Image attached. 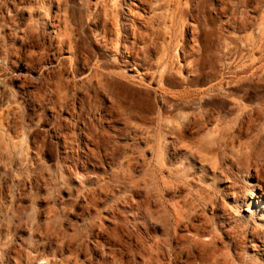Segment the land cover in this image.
I'll return each mask as SVG.
<instances>
[{
	"label": "rangeland",
	"instance_id": "obj_1",
	"mask_svg": "<svg viewBox=\"0 0 264 264\" xmlns=\"http://www.w3.org/2000/svg\"><path fill=\"white\" fill-rule=\"evenodd\" d=\"M0 264H264V0H0Z\"/></svg>",
	"mask_w": 264,
	"mask_h": 264
},
{
	"label": "bare ground",
	"instance_id": "obj_2",
	"mask_svg": "<svg viewBox=\"0 0 264 264\" xmlns=\"http://www.w3.org/2000/svg\"><path fill=\"white\" fill-rule=\"evenodd\" d=\"M231 2V1H230ZM252 4V3H251ZM229 5V4H228ZM237 5V4H236ZM244 24V23H243ZM153 42V41H152ZM260 75V74H259ZM206 126V125H205ZM256 183V182H255ZM262 197V196H261Z\"/></svg>",
	"mask_w": 264,
	"mask_h": 264
}]
</instances>
